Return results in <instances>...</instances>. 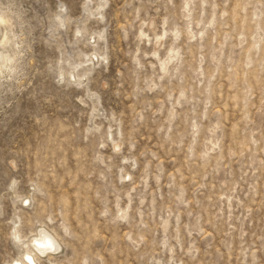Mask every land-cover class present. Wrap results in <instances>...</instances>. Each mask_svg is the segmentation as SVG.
Masks as SVG:
<instances>
[{
    "label": "rangeland",
    "instance_id": "obj_1",
    "mask_svg": "<svg viewBox=\"0 0 264 264\" xmlns=\"http://www.w3.org/2000/svg\"><path fill=\"white\" fill-rule=\"evenodd\" d=\"M0 15V264H264V0Z\"/></svg>",
    "mask_w": 264,
    "mask_h": 264
},
{
    "label": "bare ground",
    "instance_id": "obj_2",
    "mask_svg": "<svg viewBox=\"0 0 264 264\" xmlns=\"http://www.w3.org/2000/svg\"><path fill=\"white\" fill-rule=\"evenodd\" d=\"M7 21L6 17L0 15V22ZM2 36V41L8 39L6 34ZM11 58V55H7L4 51H0V64L3 62L5 64V62L11 60ZM17 238L20 240L19 237ZM28 246L30 248L26 249L22 255V262L24 264H36V259L39 255L49 256L60 248L58 241L54 238L52 233L50 234V232L44 227H41L39 230L37 229V232H35L30 238ZM14 264H21V262L16 259Z\"/></svg>",
    "mask_w": 264,
    "mask_h": 264
},
{
    "label": "snow or ice",
    "instance_id": "obj_3",
    "mask_svg": "<svg viewBox=\"0 0 264 264\" xmlns=\"http://www.w3.org/2000/svg\"><path fill=\"white\" fill-rule=\"evenodd\" d=\"M25 203H27V202H25ZM50 246V245H49Z\"/></svg>",
    "mask_w": 264,
    "mask_h": 264
}]
</instances>
